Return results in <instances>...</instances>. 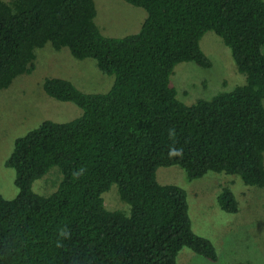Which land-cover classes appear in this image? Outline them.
<instances>
[{"label": "trees", "instance_id": "obj_1", "mask_svg": "<svg viewBox=\"0 0 264 264\" xmlns=\"http://www.w3.org/2000/svg\"><path fill=\"white\" fill-rule=\"evenodd\" d=\"M125 1L146 18L135 33L107 36L94 0H0V89L31 73L47 43L113 76L103 92L45 78L48 95L82 114L44 120L15 140L6 165L18 194H0V264H177L185 246L216 261L212 241L192 229L185 189L159 183L157 169L176 164L189 179L214 171L264 187V0ZM209 30L245 82L188 105L170 77L182 61L211 67L200 45ZM54 166L58 188L34 191ZM114 183L129 213L106 207ZM218 201L239 210L229 186Z\"/></svg>", "mask_w": 264, "mask_h": 264}, {"label": "rangeland", "instance_id": "obj_2", "mask_svg": "<svg viewBox=\"0 0 264 264\" xmlns=\"http://www.w3.org/2000/svg\"><path fill=\"white\" fill-rule=\"evenodd\" d=\"M94 2L95 21L107 36L137 32L147 15L143 7L125 0ZM200 45L211 67L182 61L176 64L170 77V85L176 89L178 98L188 105L245 82L230 48L214 31H207ZM47 77L66 78L85 92L107 91L113 82V76L102 73L93 58H75L68 48L57 50L50 43L36 49L35 69L17 76L8 87L0 89V194L5 198L18 194L16 171L6 165L15 140L44 120L65 122L82 114L74 102L61 101L46 93L43 82ZM62 177L59 167L54 166L34 181L33 190L51 194ZM156 178L161 184H175L185 189L192 229L212 241L218 256L216 261H211L185 246L178 254L177 264H264V187L246 185L240 176L214 171L189 179L176 164L160 166ZM222 186L234 191L239 202L237 212L222 209L218 201ZM103 197L108 209L130 212V205L120 198L116 183Z\"/></svg>", "mask_w": 264, "mask_h": 264}]
</instances>
